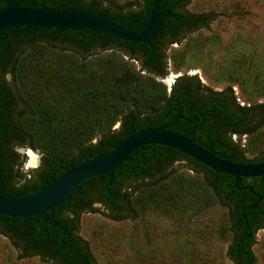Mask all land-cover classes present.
Returning a JSON list of instances; mask_svg holds the SVG:
<instances>
[{
	"label": "trees",
	"instance_id": "obj_1",
	"mask_svg": "<svg viewBox=\"0 0 264 264\" xmlns=\"http://www.w3.org/2000/svg\"><path fill=\"white\" fill-rule=\"evenodd\" d=\"M59 1L18 0L17 5L19 8L52 12L75 7L80 14L90 12L104 16L137 34L146 26L152 4V0H141V3L132 6L106 5L102 0H64L62 5ZM190 1L162 0L159 9L166 5L167 11L175 19L161 21L155 39L150 42L152 50L143 44L123 42L97 32L65 30L70 37L80 34L75 43L79 48L78 56L65 54L47 42H40L31 45L13 61L10 69L13 88L10 92L17 96L21 107L16 113H11L7 108L2 116L0 142L4 145L0 148V177L7 195L18 198L36 194L64 171L110 153L124 139L123 135L112 131L118 122L122 121L131 126L134 132H140L160 129L177 116L187 118L179 96L170 98L165 87L155 78L167 76L166 53L171 45L181 44L187 36L207 30L217 19L213 13L197 15L186 12ZM6 35L4 42L10 45ZM68 41L71 42L70 39ZM90 44L94 45L96 51L82 56L81 50L93 48ZM104 52H110V55L101 57ZM124 57L136 63L139 70L136 71ZM261 89L264 91V85H261ZM226 92L239 110L250 115V118L239 123L233 116L223 113L229 131L253 135L264 125V105L253 104L242 108L235 102L231 90ZM2 97L0 93V106L4 107ZM206 123L197 126L177 120L169 130L216 155L214 152L219 147L217 142L220 138L214 132V123L208 120ZM234 127L245 128L238 132ZM188 130L204 134L193 137ZM11 143H28L42 151L46 158L44 168L36 173L37 181L30 180L20 189L14 184L22 178V174L14 169L16 163L11 162L14 156L6 151ZM158 148L179 157L172 158L170 164L177 160L185 162L188 170L198 177L167 172L158 178L150 175V163L159 165L163 158L142 157L158 153ZM220 149L218 154L227 157L221 158L235 165L264 163V154L260 159L248 160L243 149ZM126 164L131 173L119 174L120 170L125 172L120 167L111 176L104 175L83 182L67 201L46 214L47 219L68 233L69 239H64V246L60 243L64 233L45 223L40 224L38 218L15 220L0 217V235L23 253V258L38 257L53 264H97L87 244L77 234L79 216L96 212L93 209L95 202L113 220L130 218L127 212L137 215L148 210L166 216L197 213L217 204L228 211L232 240L227 249V258L232 264H256L252 247L256 233L264 229V177L239 181V187H250L262 198L258 209L250 210L245 208L255 205L257 198L249 191L234 189L233 178L216 174L171 149L146 146L131 155ZM111 179L112 183L109 182ZM133 185L143 186V191L137 198L129 199ZM243 215L246 216L247 226Z\"/></svg>",
	"mask_w": 264,
	"mask_h": 264
},
{
	"label": "rangeland",
	"instance_id": "obj_2",
	"mask_svg": "<svg viewBox=\"0 0 264 264\" xmlns=\"http://www.w3.org/2000/svg\"><path fill=\"white\" fill-rule=\"evenodd\" d=\"M102 1L116 6L141 3ZM185 11L213 13L217 19L207 30L171 45L166 53L167 76L155 81L168 93L173 85L171 75L195 77L215 92L230 89L239 105H264V0H191ZM106 55L110 52L101 57ZM123 59L139 70L136 63ZM240 147L248 160L260 159L264 154V125L253 135L242 137ZM167 173L198 177L184 163L176 164ZM142 191L143 186L133 185L129 199L137 198ZM93 209L97 211L79 216L77 234L97 264H232L227 258L232 240L228 211L217 204L197 213L171 216L155 210L137 215L127 212L130 218L120 220L110 219L98 205ZM252 252L256 264H264V229L256 233ZM23 255L0 235V264H53Z\"/></svg>",
	"mask_w": 264,
	"mask_h": 264
},
{
	"label": "water",
	"instance_id": "obj_3",
	"mask_svg": "<svg viewBox=\"0 0 264 264\" xmlns=\"http://www.w3.org/2000/svg\"><path fill=\"white\" fill-rule=\"evenodd\" d=\"M5 7L0 10V44L5 47L4 36L6 32L12 34L27 33L29 30L45 29L63 32L65 30L80 32L88 30L104 34L117 40L143 44L152 50L150 44L158 33L163 19L175 17L166 9L160 10L162 0H152L149 19L144 29L137 34L128 28L121 27L104 16H96L90 12L80 14L75 8L68 11H41L38 9L19 8L15 0H3ZM177 119V118H176ZM165 125L160 129H148L125 137L110 153L87 160L69 170L61 173L52 183L40 192L27 197H11L7 195L1 184L0 177V217L11 219L38 218L57 231L64 233L60 243L65 245L66 232L59 225L53 224L46 218V214L68 200L70 194L83 182L101 177L111 176L112 173L123 167L128 158L146 146H159L171 149L193 160L216 174H221L234 179V189L249 191L257 198L255 205L245 209L256 210L262 198L250 187H239L241 179L251 180L264 177V163L248 166L235 165L207 152L185 138L170 133L167 129L175 122ZM0 131H3L0 125ZM113 182V179L109 181ZM247 226L246 216L243 215Z\"/></svg>",
	"mask_w": 264,
	"mask_h": 264
},
{
	"label": "flooded vegetation",
	"instance_id": "obj_4",
	"mask_svg": "<svg viewBox=\"0 0 264 264\" xmlns=\"http://www.w3.org/2000/svg\"><path fill=\"white\" fill-rule=\"evenodd\" d=\"M60 1L59 4L62 5L64 0H60ZM84 1H89V0H84ZM15 2L17 5L18 0H15ZM4 7L5 4L3 0H0V10L4 9ZM73 8L75 7L66 8V9L63 8L61 10L68 11ZM6 34H8V40L10 41V45L6 44L4 40L3 42L6 46L3 47L0 44V93L3 96L1 98V102L4 103V107H2L3 105L0 106V125H2L1 124L3 121L2 116H4L7 108L10 109L11 113H16L18 110H20L21 107L17 96L12 93L13 91L10 92V89L13 88V78H12V74L10 73V69L13 61L20 56L22 50L29 49L33 44H37L40 42L42 43L47 42L50 45L56 47L57 49L63 51L65 54L78 56L79 53V48H77L75 45L76 41L78 40V36L80 35L79 33L74 35V37H70L68 34H66L65 31L60 33H56V32L53 33L51 30L48 31V30L35 29V30H29L27 33H20L17 35H14L12 34L11 31H9L5 33L4 39L5 37H7ZM69 39L71 40V42L68 41ZM90 46L93 47L94 45L90 44ZM95 51L96 50L93 47L88 50L85 49L81 50V54L82 56H85V55L93 54ZM166 67H167V63H166ZM170 77L172 78L173 85L168 91V96L170 98L179 96L181 100L180 105L183 107L184 114L187 117L185 119L183 116H177L176 117L177 119L175 118L174 120L176 121L181 120L186 123L196 124L197 126H204L205 124H207L206 120H208L209 122L214 123L213 126L214 132L218 133L220 138L218 139L219 141L217 142L219 146L218 149L215 152L211 150L212 152H214L216 155H220V157L227 158L223 154H218L219 151L221 150L220 148L226 147L227 149L232 148V151H240V149H242L240 147V139L242 137L243 138L247 137L248 135L247 134L239 135L237 133H231L229 131L228 126L224 123L225 118L223 116V113L233 116L234 120L239 121V123H241V120L250 118L249 117L250 115L239 110L226 91L215 92L211 89H208L204 85H202L195 77H184L181 75L175 77L171 75ZM4 89H8V91ZM239 106L242 108L249 107L243 104ZM141 118H143V115L141 116ZM176 121L171 126H174L176 124ZM169 128L167 130L170 132ZM234 128L239 132L241 129H244L245 127H234ZM112 131L119 133L120 135H123L124 138L134 133H137L134 132L131 126L126 125V123L122 121L118 122L113 127ZM188 131H190V135L193 137L195 136L201 137L204 134L203 132H196L197 130L194 131L188 130ZM2 144L3 143L0 142V148L3 147ZM12 146H13L12 143L9 144V148H7L6 151L10 152L14 156V158H11V162L16 163L14 169L18 170L19 168L17 167V164H19V162L15 153L12 150ZM156 151L158 153H155L148 157H142V158H163V161H161L159 165H154L153 163H150V165L148 166L149 174L154 176L155 178H158L161 174L168 172L176 164H180V163L185 164V162L178 160L170 164L172 158H179V157L165 149L158 148V150ZM45 162H46V158H44L43 165L39 170L44 168ZM121 168L125 170V172L120 170L119 174L124 175L127 173H131L128 170L127 164L125 165L124 163L123 167ZM34 179L37 181L36 173L34 174L33 180ZM94 205L100 206V204L96 202L94 203ZM65 238L69 239L68 233L66 234L64 239Z\"/></svg>",
	"mask_w": 264,
	"mask_h": 264
},
{
	"label": "clouds",
	"instance_id": "obj_5",
	"mask_svg": "<svg viewBox=\"0 0 264 264\" xmlns=\"http://www.w3.org/2000/svg\"><path fill=\"white\" fill-rule=\"evenodd\" d=\"M12 150L15 153L22 178L18 179L14 186L17 189L22 188L28 181L34 178V174L39 171L43 165L44 153L38 149L33 148L28 143H14Z\"/></svg>",
	"mask_w": 264,
	"mask_h": 264
},
{
	"label": "built area",
	"instance_id": "obj_6",
	"mask_svg": "<svg viewBox=\"0 0 264 264\" xmlns=\"http://www.w3.org/2000/svg\"><path fill=\"white\" fill-rule=\"evenodd\" d=\"M171 86V85H170ZM170 86H169V90H170Z\"/></svg>",
	"mask_w": 264,
	"mask_h": 264
}]
</instances>
